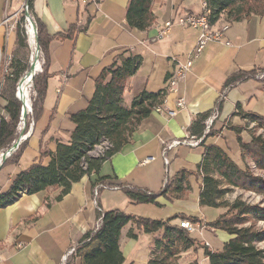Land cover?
<instances>
[{"label": "crops", "instance_id": "0c3cea01", "mask_svg": "<svg viewBox=\"0 0 264 264\" xmlns=\"http://www.w3.org/2000/svg\"><path fill=\"white\" fill-rule=\"evenodd\" d=\"M128 1L31 0L32 17L52 38L48 45L49 77L41 116L33 123L31 136L23 142L25 148L19 162L0 164V194L8 191L14 177L36 160L44 146L54 153L56 143L69 142L74 129L69 115L85 109L93 96L95 79L119 56L140 59L138 69L126 82L122 96L125 107H129L133 98L143 91L153 94L164 90L166 95L161 111L152 110L132 135L131 142L103 162L97 173H90L73 184L60 201H54L58 190H49L34 195L23 194L0 209L1 264H81L80 256L76 253L67 256L68 251L77 248L82 237L94 230L100 223L101 214L113 210L159 223L158 229L151 233L138 230L134 221L119 231L116 241L122 264H149L154 242L161 239L164 227L177 226L178 219L168 221L175 216L198 219L200 223L196 225L202 232L195 234L199 236L205 231L218 233L206 226L209 222L203 217L206 209L215 208L199 205L201 180L196 174V166L202 160L203 147L180 145L167 151L165 157L172 171L165 179L162 148L164 144L188 138V128L193 120L207 112L216 111V117L211 119V131L216 135L205 138L208 133L205 124L202 143L223 151L227 140L232 144L235 140L234 133L227 129L245 127L244 120L234 116L236 106L242 113L264 120V78L258 77V74H264V22L256 19L251 23L227 24L220 18L212 27L228 25L222 41L207 45L179 84L177 93H169L167 80L175 65L185 62L198 34L195 30L174 26L164 38L156 39L157 31L164 22L179 15L200 14L199 3L197 0H152L150 11L154 22L147 32H140L126 28ZM21 4L22 0H0V59L15 53L16 35L10 25L15 22ZM69 28L75 30L71 39L65 38ZM41 57L43 67L42 53ZM251 70L257 72L224 87L228 78L240 71ZM3 78L0 67V118L6 119L3 111L6 100L1 94L5 89ZM178 98L184 101L183 109L176 108ZM170 112L174 115L169 116ZM241 138L243 144L251 139L244 132H241ZM237 152L240 160L238 145ZM226 155L237 163L238 157L233 160ZM25 156L31 163H20ZM48 161V158L44 159L43 165ZM181 171L192 175L186 177L178 197L160 196L165 184ZM100 178H107L109 184L120 188L99 190L94 198V183ZM153 195L157 196L152 202H143ZM222 214L221 210L218 217ZM204 243L208 244L204 241L200 246ZM208 245L204 252L197 246L195 252L193 249L183 252L178 264H189L195 259L198 264H209L208 255L221 249H211Z\"/></svg>", "mask_w": 264, "mask_h": 264}, {"label": "trees", "instance_id": "16d2710c", "mask_svg": "<svg viewBox=\"0 0 264 264\" xmlns=\"http://www.w3.org/2000/svg\"><path fill=\"white\" fill-rule=\"evenodd\" d=\"M211 12L208 21L215 24L220 18L227 24L247 21L251 23L256 19L264 22V0H205ZM152 0H129L125 11V25L128 30L147 32L154 17L150 11ZM29 10L32 14L31 0ZM22 18V17H21ZM15 26L16 50L25 49L24 31L20 28L22 19ZM33 18V17H32ZM37 32V45L43 55L44 65L39 75L33 77L35 98L31 104V118L35 123L42 112V102L45 97L48 63V45L52 38L47 36L44 27L34 19ZM75 30L69 28L65 38H73ZM62 38V37H60ZM16 52V51H15ZM140 65L139 57L119 56L107 68L103 69L94 81V93L85 109L69 115L70 122L74 125L67 144L56 143L54 153L44 146L36 160L25 170L19 172L12 180L7 192L0 194V209L15 202L21 195H34L49 190H58L54 201H60L66 196L73 184L78 183L82 177L90 173H97L103 162L110 160L124 146L131 142L132 135L140 123L146 119L152 110L161 107L166 95L164 90L157 93L141 92L133 98L129 107L122 104V96L126 90L127 80L134 75ZM12 78L4 77L5 89L2 96L6 100L4 113L6 119L0 118V152L9 150L17 140V126L20 122L21 104L15 98V89L18 80L28 71L27 62L14 61L10 65ZM257 71H240L228 78L225 88L232 86L246 78L253 76ZM211 112L197 115L188 128L189 137L201 139L204 136L205 121ZM234 116L249 120L256 124L257 129L264 130V120L248 113H242L236 106ZM28 115H26L25 120ZM236 135L241 158H250L257 168L264 170V143L258 137H253L250 143L243 144L239 138L238 129L230 128ZM210 131L205 138L214 136ZM102 140L110 145L104 158L92 159L87 153L97 146ZM198 146L203 147L201 162L196 166V174L201 180L199 205L219 209L226 208L221 203L223 196L231 188L250 191L264 196V181L250 176L234 164L219 147L214 145L204 146L202 140ZM25 143L18 146L2 164H17L22 155ZM49 159L43 165L44 159ZM86 169H82V163ZM192 173L178 172L174 179L166 183L160 196L170 195L177 198L183 191L187 176ZM213 176L218 179H214ZM109 179L100 178L94 183L112 186ZM223 184L224 189L220 188ZM207 185V186H206ZM126 191V190H124ZM157 195L148 196L143 202H152ZM234 216L220 215L211 224L206 226L227 234L230 239L224 243L221 250L209 254V264H264V251L257 249L256 244L264 241V231L256 230L257 222H264V207L248 206L238 202L235 204ZM174 219L187 220L192 224L200 221L185 216H175ZM134 221L136 228L148 233L158 229L159 223L144 219H136L125 215L123 212L113 210L101 214L99 229L92 234L86 233L80 240L74 254L81 258V264H122V254L117 246L119 231L129 222ZM246 224L249 226L245 227ZM198 243L190 238L178 226L167 225L159 241L154 242L149 264H177L179 256L190 249L195 252ZM200 245V244H199ZM197 246V248H195ZM203 246V245H202ZM204 247V246H203ZM189 264H198L196 260Z\"/></svg>", "mask_w": 264, "mask_h": 264}, {"label": "built area", "instance_id": "2783aa9c", "mask_svg": "<svg viewBox=\"0 0 264 264\" xmlns=\"http://www.w3.org/2000/svg\"><path fill=\"white\" fill-rule=\"evenodd\" d=\"M29 1L30 0H22L21 4V13L24 16L25 22H24V32L26 34L27 40H28V34H27V27L33 28L32 24L30 21H33L32 15L29 10ZM201 4V13L198 15H192V14H185V15H179L175 18H172L166 22L163 23L162 28H160L157 31L156 39H162L164 38L169 31L171 30L172 27L178 26L180 28H188L197 31V40L194 48L189 52L187 55V58L184 63L182 64H176L174 67V70L170 77L167 80V92L169 93H177L178 91V86L180 83H182L186 77V75L189 73L190 69L193 66L194 61H196L200 55L202 54L203 50L205 47L209 44L213 43H219L222 41L226 31L228 30V25H223L219 28L216 29V32H209L205 30V23H206V17L207 15H210L211 12L207 6V3L205 0H200ZM7 22V20L5 21ZM17 22L15 21L11 27V29H15ZM35 26V25H34ZM34 31V29H33ZM34 41L36 40V33L34 32ZM226 45H229L228 42L225 43ZM12 63V56H4L1 57L0 59V67H1V74L3 77H11V68L10 65ZM259 78H263V76H258ZM176 108L177 109H183L184 108V101L182 98H178L176 101ZM155 112H160L161 107H157L154 109ZM31 111V110H30ZM30 113V112H29ZM28 115V113H27ZM174 113L170 112L169 116H173ZM216 117V111H214L210 117L205 121L206 126V132L208 131L209 126L211 125V119H214ZM23 121V119H20ZM24 125V124H23ZM23 130V127L21 131ZM29 137V133L24 134L21 133L18 140H20V144L24 142L27 138ZM203 138V137H202ZM201 139H194V138H186L184 140L180 141H174L170 144H164L162 148V154H163V163L165 166H168V160L165 157L166 152L176 148L180 145L187 146L189 148H195L198 147V145L201 142ZM110 149V145L102 140L97 146H95L91 151L87 153L89 158L92 159H101L104 158L106 152ZM2 155V154H1ZM1 155H0V164H1ZM82 169H86V165L83 162L82 163ZM120 187L117 186H104L97 184L93 188V196L94 198L97 197L98 191L102 189H107L111 191L118 190ZM95 205V202H94ZM100 221H101V215H100ZM177 226L180 229H183L187 234H201L202 228L196 224H192L187 220H180L178 221ZM100 227V223H98L94 230L92 231V234L95 233ZM204 247L208 248L209 245L207 243L203 244ZM75 252V248H71L67 256L73 255ZM66 257H64V260ZM2 263V255L0 253V264Z\"/></svg>", "mask_w": 264, "mask_h": 264}, {"label": "rangeland", "instance_id": "374dc122", "mask_svg": "<svg viewBox=\"0 0 264 264\" xmlns=\"http://www.w3.org/2000/svg\"><path fill=\"white\" fill-rule=\"evenodd\" d=\"M10 1H12V0H10ZM197 1L199 3V8L201 9V6H200L201 2L199 0H197ZM20 18L22 19L20 28H22L24 31L25 19H24L23 14L21 13V7L19 9L18 15L16 16V18H14V21L18 22ZM34 25H35V23H34ZM35 28H36V26H35ZM24 34H25V32H24ZM24 37H25V44H26L27 48L15 50L16 52L13 54V58H14V61H18V59L21 61L22 60L26 61L27 67L29 68L30 62H31L30 58H31L32 51H31L30 45L28 43L26 34L24 35ZM36 38H37V32H36ZM38 61L40 63V71H39V73L36 74V76L39 75L41 73V70H42V57H41L40 49H39V54H38ZM23 76L24 75H22L20 77V79ZM258 76H263V78H264V74H258ZM11 78H12V72H11ZM19 80H18V82H19ZM16 88H17V84H16ZM15 92H16V89H15ZM34 98H35V92L33 89V80H32V82L30 84V88H29L30 108H31V104H32V101ZM31 114L32 113L30 111V113H28V117L26 120H25L26 117L23 119V121L20 120L19 124L21 125V123L24 122L23 123L24 125H23V130L21 131V128H20L21 126L18 124V126H17L18 137H17V139L19 138L21 133H24V134L29 133V137L31 136L33 123H34L32 121ZM240 119L243 120L242 118H240ZM243 122H244V126H245L244 128H242V127H231V128L238 129L239 138H240L241 142H242L241 132H244V134L247 137L251 138L250 141L252 140L253 137H258L260 139V141H262L264 143V130L257 129L256 124L251 123L248 119L244 120ZM211 127H212V124H211L210 128L208 129V132L210 131L211 133H214L216 135L215 132L211 131ZM227 130L230 131V128H228ZM231 132L234 133L233 131H231ZM234 136H235V140H233V144L227 140L226 145L224 147L225 153H227L229 155V157L233 160L239 156L238 152H237V145L238 144L236 141V135L234 134ZM250 141L248 143H250ZM238 148H239V146H238ZM239 151H240V149H239ZM29 160L30 159L28 158V156H25L20 161V163H24L26 165L27 163H31ZM162 165H163V162H162ZM236 165L239 169L245 170L250 176L256 177V178L264 181V170L257 168L255 163L250 158L246 157V158L242 159L240 156V160L238 157V161H237ZM171 171H172V167L163 166V178L164 179L169 178L171 176ZM213 178L218 179L215 176H213ZM219 187L222 189L225 188L223 186V184H220ZM238 202L244 203L248 206H259L262 208V207H264V196L255 194V193L250 192V191H244L241 189L231 188L230 191L228 193H226L223 196V199L221 200V203L226 205V208H221V210L223 212L222 215H225L226 217L234 216L236 213L235 204ZM221 210L220 209H206V211L203 212V217L205 218V220L207 222H209L206 224H211L212 222H214L216 220V218L218 217V215L220 214ZM247 226H249V224L245 225V227H247ZM254 228L256 230H263L264 231V222H257L254 225ZM217 231H218V233H215V234H211L208 231H205V233L201 236H199L197 234H191L190 238H192L193 240H195L198 243L197 244L198 248H200L202 251H203V249H208L206 247L199 245L200 243H203L204 241H206V242H208V244H210L211 249H218V248L221 249L222 244L227 242L230 239V237L222 231H219V230H217ZM256 247H257V249L264 251V241L257 243ZM203 252H202V255H203ZM179 259H180V256H179L178 260ZM178 260H177V264H178ZM195 260L197 261V259H195ZM200 264H206V263H200Z\"/></svg>", "mask_w": 264, "mask_h": 264}, {"label": "bare ground", "instance_id": "6f19581e", "mask_svg": "<svg viewBox=\"0 0 264 264\" xmlns=\"http://www.w3.org/2000/svg\"><path fill=\"white\" fill-rule=\"evenodd\" d=\"M205 30L209 32H216V29H213L212 25L208 21V15L206 17V23H205ZM27 34H28V43L31 48V68L29 66L28 71L24 74V76L20 79L18 89L15 92L16 97L22 102V104L25 106V111L27 113L30 112V99H29V88L30 84L32 82V75H36L40 71V63L38 61V53H36V46H35V37H34V31L33 28L27 27ZM24 123V122H23ZM23 123H21V129L23 127Z\"/></svg>", "mask_w": 264, "mask_h": 264}, {"label": "water", "instance_id": "95a60500", "mask_svg": "<svg viewBox=\"0 0 264 264\" xmlns=\"http://www.w3.org/2000/svg\"><path fill=\"white\" fill-rule=\"evenodd\" d=\"M32 26H33V29H34V32L36 33V28L34 26V23L32 21H30ZM35 46H36V53L39 54V47L37 45V41L35 40ZM30 68H31V65H30ZM34 75H32V79H33ZM20 81V80H19ZM18 85H19V82L17 83V88L16 90L18 89ZM15 98L20 102L21 104V113H20V116H21V119H24L27 115V112L25 111V106L22 104V102L16 97L15 95ZM31 110V109H30ZM20 145V140H16L12 147L7 150L6 152H4L2 155H1V163H3L14 151L17 150L18 146Z\"/></svg>", "mask_w": 264, "mask_h": 264}]
</instances>
